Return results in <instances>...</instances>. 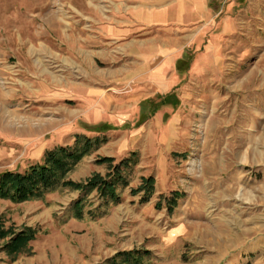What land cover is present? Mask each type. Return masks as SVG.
Segmentation results:
<instances>
[{
  "label": "rangeland",
  "instance_id": "rangeland-1",
  "mask_svg": "<svg viewBox=\"0 0 264 264\" xmlns=\"http://www.w3.org/2000/svg\"><path fill=\"white\" fill-rule=\"evenodd\" d=\"M122 4L0 0V175L85 152L41 196L0 198V264H264V0H207L173 41L145 31L172 55L144 63L127 107L123 40L106 33ZM94 175L112 197L63 184Z\"/></svg>",
  "mask_w": 264,
  "mask_h": 264
},
{
  "label": "crops",
  "instance_id": "crops-1",
  "mask_svg": "<svg viewBox=\"0 0 264 264\" xmlns=\"http://www.w3.org/2000/svg\"><path fill=\"white\" fill-rule=\"evenodd\" d=\"M122 6L123 10L120 14H123V22L121 27L115 28L118 33H115L112 28L106 33L111 35V41L123 40V89L131 91V93H123L125 94L123 95V107H127L137 105L142 99L138 85H132L134 83L131 80L134 82L144 80V77H140L143 74L144 63H151L150 59L153 57L159 56L166 59L172 55L170 48L165 46L157 48L145 44L150 40L144 38L145 34H148L145 31L163 27L162 29L166 32L174 33V36L171 37L169 34L168 38L164 37V40H176L177 35L183 34L177 33L180 28L190 27L206 17L208 6L207 0H123ZM170 27L177 31H173L174 29ZM169 64L168 60H163L155 72L165 74L167 67H170ZM165 79H168L167 74ZM163 86L162 92L168 90L167 82ZM155 90H161L160 86Z\"/></svg>",
  "mask_w": 264,
  "mask_h": 264
},
{
  "label": "trees",
  "instance_id": "trees-1",
  "mask_svg": "<svg viewBox=\"0 0 264 264\" xmlns=\"http://www.w3.org/2000/svg\"><path fill=\"white\" fill-rule=\"evenodd\" d=\"M161 99H163L164 102L166 101L165 97H162ZM145 116L146 115L144 114V117ZM109 129L110 128L103 127L102 125L99 126V129L96 130V132H106ZM86 148L89 147L85 146V149ZM84 154L85 152L78 153L72 148L59 147L46 153L43 164H36L23 174L14 172L2 173L0 175V198L9 199L13 202H21L33 197L41 196L46 190L53 187L60 177H63L69 170H71L73 165L77 163V161ZM102 161H106V159ZM128 161L129 159H125L120 165L113 168L114 172L118 171L116 177H119V168L122 164H127ZM146 183L148 185H152V180L149 179ZM63 184L64 186L71 187L76 190L99 186L100 192L103 193V195L107 193H109L111 197L113 195V178L107 181V179H102L98 175H94L93 179L87 182V185L73 183L70 181L63 182ZM114 200L117 199L115 198ZM22 240H27V237L24 235H18L14 238L13 243H17Z\"/></svg>",
  "mask_w": 264,
  "mask_h": 264
},
{
  "label": "bare ground",
  "instance_id": "bare-ground-1",
  "mask_svg": "<svg viewBox=\"0 0 264 264\" xmlns=\"http://www.w3.org/2000/svg\"><path fill=\"white\" fill-rule=\"evenodd\" d=\"M1 92H2V91H1ZM1 92H0V98L3 97V95H2ZM29 121H30V119H28L27 122H26L27 124H26V125H23L22 127L27 129L29 126H31V125L29 124ZM44 122H45V121L39 120L38 124H36V127L40 129V127L44 124ZM46 122L52 123V122H50V121H46ZM45 124H48V123H45ZM9 128H11V127H9ZM18 129H21V127H19ZM35 130H36V129H35Z\"/></svg>",
  "mask_w": 264,
  "mask_h": 264
}]
</instances>
